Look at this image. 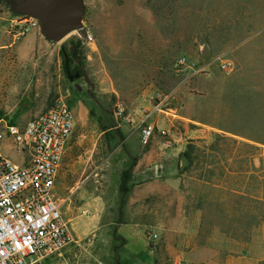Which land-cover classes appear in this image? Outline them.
Listing matches in <instances>:
<instances>
[{"label":"rangeland","instance_id":"1","mask_svg":"<svg viewBox=\"0 0 264 264\" xmlns=\"http://www.w3.org/2000/svg\"><path fill=\"white\" fill-rule=\"evenodd\" d=\"M84 3L94 45L75 34L50 42L38 29L26 36L39 42L22 46L0 0L1 117L24 125L62 101L76 120L55 187L73 241L35 264H213L186 252L244 243L255 228L245 230L247 199L264 197V0ZM157 94L151 121L166 135L143 145L136 124ZM95 200L99 214L85 208Z\"/></svg>","mask_w":264,"mask_h":264},{"label":"built area","instance_id":"2","mask_svg":"<svg viewBox=\"0 0 264 264\" xmlns=\"http://www.w3.org/2000/svg\"><path fill=\"white\" fill-rule=\"evenodd\" d=\"M38 29V21L31 17L14 16L9 21L14 41ZM74 34L82 43L94 45L86 25ZM174 65L176 72L188 67L185 58H178ZM221 67L227 66L222 63ZM162 99L163 95L157 94L158 102L150 110L141 109L136 128L143 145L156 134L166 135L151 121L162 111ZM113 114L124 118V106L115 104ZM75 125L72 110L62 101L24 125L0 118V264H35L60 254L73 241L55 187ZM163 145L171 146V142Z\"/></svg>","mask_w":264,"mask_h":264},{"label":"water","instance_id":"3","mask_svg":"<svg viewBox=\"0 0 264 264\" xmlns=\"http://www.w3.org/2000/svg\"><path fill=\"white\" fill-rule=\"evenodd\" d=\"M15 16L34 18L45 40L58 43L84 29V0H6Z\"/></svg>","mask_w":264,"mask_h":264},{"label":"crops","instance_id":"4","mask_svg":"<svg viewBox=\"0 0 264 264\" xmlns=\"http://www.w3.org/2000/svg\"><path fill=\"white\" fill-rule=\"evenodd\" d=\"M35 41L39 42L38 32L33 36H26L20 44L28 46ZM85 208L90 211L95 210L99 214L103 210V203L95 200L86 203ZM207 246L200 245L191 248L190 251L186 252L187 260L191 263L264 264V223L253 228L249 238L244 243L225 237L221 238L220 246L213 248Z\"/></svg>","mask_w":264,"mask_h":264},{"label":"trees","instance_id":"5","mask_svg":"<svg viewBox=\"0 0 264 264\" xmlns=\"http://www.w3.org/2000/svg\"><path fill=\"white\" fill-rule=\"evenodd\" d=\"M4 5L9 6L8 2L6 0H1ZM14 15V14H13ZM15 16V15H14ZM75 43H81L80 40H77ZM51 107V105H50ZM71 109V108H70ZM1 118V114H0ZM9 123L15 124V119L14 118H6ZM192 148L187 147V150L182 154L183 157H185L187 160L191 158L192 156ZM131 179V175L128 171H125L123 173L121 183H120V193L121 197L127 195L130 192L131 187L128 185V182ZM123 200V199H122ZM248 203L252 205V210L253 214L251 215L250 221L246 223V229L245 230H250V228L253 227H258L260 224L264 223V197L261 196H250L248 199ZM124 203V201H123ZM249 236L247 237V239Z\"/></svg>","mask_w":264,"mask_h":264},{"label":"flooded vegetation","instance_id":"6","mask_svg":"<svg viewBox=\"0 0 264 264\" xmlns=\"http://www.w3.org/2000/svg\"><path fill=\"white\" fill-rule=\"evenodd\" d=\"M76 52H77L78 54L80 53V51H79L75 46L72 47V48H71V54H72V55H75ZM80 77H81V75H79V74H75V75H74V79H78V78H80ZM70 78H71V77H70Z\"/></svg>","mask_w":264,"mask_h":264}]
</instances>
